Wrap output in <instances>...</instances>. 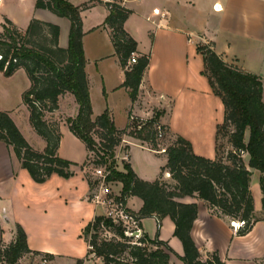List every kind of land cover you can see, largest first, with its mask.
<instances>
[{
  "label": "crops",
  "instance_id": "crops-1",
  "mask_svg": "<svg viewBox=\"0 0 264 264\" xmlns=\"http://www.w3.org/2000/svg\"><path fill=\"white\" fill-rule=\"evenodd\" d=\"M65 1L81 10L91 119L106 112L114 128L121 131L130 126L131 118L147 121L156 116V124L163 126L170 137L183 138L195 155L213 160L224 106L203 75V57L197 47L210 45L227 64L264 80V0H124L123 6L131 11L124 29L137 43L138 54L149 58L134 101L121 87L124 74L114 54L109 29L104 26L108 15L105 4ZM35 2L0 0V28L5 19L21 33H25L32 19L50 23L59 27L58 46L66 49L70 22L49 10L36 9ZM29 88L23 69L9 77L0 72V111L9 115L27 143L41 153L46 143L31 127L29 110L23 102V94ZM77 113L73 95L65 93L58 99V109L45 115V120L59 124L57 155L72 163L73 175L68 179L52 175L42 184L35 183L13 148L0 141V250L15 241L16 227L20 226L30 250L24 259L44 257L47 264H102L100 260L87 259L94 255H87L84 230L95 217L103 216L104 210L90 201L95 186H91L84 169L91 155L66 124V119H73ZM117 149V171L124 172L123 164H128L143 181L174 184L169 173L161 170L167 157L150 149L146 142L124 135ZM158 156H163L162 160ZM243 161L251 172L249 190L256 220L247 234L238 235L231 224L234 220L196 196L176 199L197 205L190 235L202 261L216 253L223 264H264L261 174L248 167L247 155ZM109 189L119 197L122 185L110 181ZM125 207L135 214L142 201L129 197ZM138 227L140 236L158 238L167 244L171 250L169 264H184L183 248L168 216L161 219L159 228L154 216L141 219Z\"/></svg>",
  "mask_w": 264,
  "mask_h": 264
},
{
  "label": "trees",
  "instance_id": "trees-1",
  "mask_svg": "<svg viewBox=\"0 0 264 264\" xmlns=\"http://www.w3.org/2000/svg\"><path fill=\"white\" fill-rule=\"evenodd\" d=\"M95 1L103 2L108 9L104 26L109 29L114 54L123 70L121 87L128 90L131 101H134L149 58L138 54L137 43L124 29L131 11L122 5V0ZM35 8L49 10L70 22L68 47L63 49L58 46L59 27L56 25L32 19L25 33H21L5 19L0 31V72L9 77L17 69H23L27 74L30 88L23 94V102L29 110L31 127L46 146L41 153L35 151L9 115L1 111L0 141L13 148L22 168L27 170L35 183L42 184L52 175L70 178L73 175L72 163L57 155L61 139L59 124L45 120L47 113L58 109L59 97L70 93L78 105V113L73 119H66L68 129L90 153L88 163L95 168L105 167L107 181L121 183L122 191L117 200L125 205L129 197L139 198L141 209L135 214L127 211L138 221L154 216L157 228L161 219L168 216L174 224V236L181 242L184 264H223L216 253L204 261L200 259L190 235L197 217V205L179 203L176 199L196 196L219 214L244 222L237 229L240 236L252 229L256 220L253 218V199L249 190L251 172L244 164L243 156L249 157L248 167L261 174L259 185L264 209V80L227 64L210 45L198 46L197 51L203 57V75L224 106V120L216 132L215 158L210 160L195 155L190 143L177 137L166 148L167 163L161 169L169 173L174 184L169 185L162 180L146 182L139 179L128 164H123L124 172L117 171L114 152L124 135L155 147L156 132L151 128L155 125L154 119L146 121L149 127L145 129L144 137L141 136L144 129L136 127L141 125L140 120H132L130 126L121 131L114 128L106 112L92 120L81 43L80 8L65 0H36ZM133 55L136 56L135 63L129 64ZM229 128L227 136L231 150L224 163L217 154V140L221 132ZM88 181L95 186V180ZM101 228L112 230L116 238L99 240L97 231ZM84 235H89L87 255L93 254L103 264H169L171 250L165 242L145 236L131 242L124 236L121 227L114 226L104 216L95 217L85 228ZM29 252L25 233L17 226L15 241L1 248L0 257H4L6 264H17Z\"/></svg>",
  "mask_w": 264,
  "mask_h": 264
},
{
  "label": "built area",
  "instance_id": "built-area-1",
  "mask_svg": "<svg viewBox=\"0 0 264 264\" xmlns=\"http://www.w3.org/2000/svg\"><path fill=\"white\" fill-rule=\"evenodd\" d=\"M122 0V5H123ZM136 56L133 55L129 61V64L135 63ZM134 120V118H131ZM140 126V125H139ZM154 130L156 132V139L162 140L165 138L166 132L163 126L159 124L154 125ZM165 148H160L157 153L165 154ZM95 183V191L90 199V201L96 205L100 206L104 210L103 216L106 219L111 220L114 226L121 227L126 237H133L135 239L141 237V230L138 227L139 221L135 216L130 214L125 205L117 200L118 197L114 196L109 189V181L106 180L108 172L104 168H96L93 171ZM234 229H238L244 225L242 221L231 222ZM132 229V230H130ZM105 230V229H104ZM135 232H138L137 236H134ZM47 260L44 257H39L38 262H32L30 264H47ZM0 264H6L3 256L0 257Z\"/></svg>",
  "mask_w": 264,
  "mask_h": 264
},
{
  "label": "rangeland",
  "instance_id": "rangeland-1",
  "mask_svg": "<svg viewBox=\"0 0 264 264\" xmlns=\"http://www.w3.org/2000/svg\"><path fill=\"white\" fill-rule=\"evenodd\" d=\"M95 0H89L88 4L91 5L92 2H94ZM2 24V23H1ZM0 31H1V28H0ZM263 100H264V95H263ZM157 118L156 116H154L152 119H154L155 121V124L157 123L156 122V119ZM139 123V122H138ZM141 125L140 126H136L137 129H144L143 132L141 133V136L144 137L146 135V130L148 126V124L146 123L145 120L143 121H140ZM147 124L146 126H142L143 124ZM150 125V124H149ZM155 126L153 125L151 128L153 129ZM134 128V127H133ZM164 128V127H163ZM230 128L227 130V131H222L221 134L219 135L218 137V140H217V154H218V157L221 161H223L224 163L226 162V156H227V153L231 150V146L230 144L228 143V136H227V132H230ZM165 132H166V135H165V138L162 139V140H157L155 139L154 143H155V147H153L150 143H147L149 148L154 150V151H158L160 148H169L174 142H175V139L170 137L167 133V130L165 129ZM95 139L98 141V138H96L95 136ZM121 152H123L124 150V147H121L120 148ZM118 149L116 147L115 149V152H117ZM115 152H114V155H115ZM161 155H165L166 154H161ZM159 157V160H162V157L163 156H158ZM115 159V158H114ZM92 160V159H91ZM120 160V159H119ZM115 165H116V159H115ZM96 168H104L103 166H98ZM92 164H86V167L84 169V174L85 176L91 181V182H94V176H93V171L94 169H96ZM132 230V229H130ZM97 235L99 237V240H112L113 238H116L115 235L113 234L112 230H104L103 228L99 229L97 231ZM144 236V235H142ZM141 236V237H142ZM127 240L131 241V242H135L137 239L133 238L132 236L131 237H126ZM85 240L88 241L89 240V235L85 237ZM25 256V255H24ZM87 258V257H86ZM88 260L91 259L95 262H97V260H100V262L102 263L101 259L100 258H97V257H94V256H89L87 258ZM32 262H38V260H33L32 257H29V258H26L24 259L23 256L17 261V264H30ZM103 264V263H102Z\"/></svg>",
  "mask_w": 264,
  "mask_h": 264
},
{
  "label": "water",
  "instance_id": "water-1",
  "mask_svg": "<svg viewBox=\"0 0 264 264\" xmlns=\"http://www.w3.org/2000/svg\"><path fill=\"white\" fill-rule=\"evenodd\" d=\"M138 235V232H135L134 236H137Z\"/></svg>",
  "mask_w": 264,
  "mask_h": 264
}]
</instances>
